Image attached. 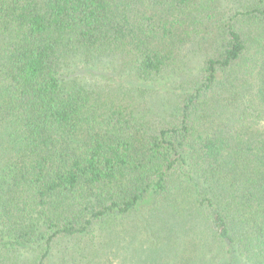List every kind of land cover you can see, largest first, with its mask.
Instances as JSON below:
<instances>
[{"label":"trees","instance_id":"16d2710c","mask_svg":"<svg viewBox=\"0 0 264 264\" xmlns=\"http://www.w3.org/2000/svg\"><path fill=\"white\" fill-rule=\"evenodd\" d=\"M0 264H264V0H0Z\"/></svg>","mask_w":264,"mask_h":264},{"label":"rangeland","instance_id":"374dc122","mask_svg":"<svg viewBox=\"0 0 264 264\" xmlns=\"http://www.w3.org/2000/svg\"><path fill=\"white\" fill-rule=\"evenodd\" d=\"M93 78H95V77H93ZM163 82H164V81L162 80V81L160 82V85L163 84Z\"/></svg>","mask_w":264,"mask_h":264}]
</instances>
